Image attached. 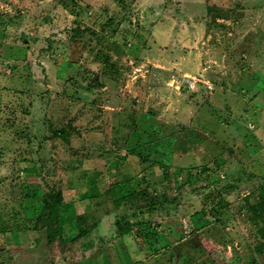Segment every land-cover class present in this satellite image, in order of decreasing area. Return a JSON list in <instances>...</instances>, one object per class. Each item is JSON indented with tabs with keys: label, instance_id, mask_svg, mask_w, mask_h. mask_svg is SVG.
<instances>
[{
	"label": "rangeland",
	"instance_id": "374dc122",
	"mask_svg": "<svg viewBox=\"0 0 264 264\" xmlns=\"http://www.w3.org/2000/svg\"><path fill=\"white\" fill-rule=\"evenodd\" d=\"M63 126L66 143L50 138ZM95 169L105 202L79 197ZM260 185L264 0H0V219L17 224L0 264H215L202 239L264 264ZM36 187L63 197L68 237L50 245L24 199ZM138 190L158 237L145 258L116 226L137 220ZM80 215L92 232L72 242Z\"/></svg>",
	"mask_w": 264,
	"mask_h": 264
},
{
	"label": "trees",
	"instance_id": "16d2710c",
	"mask_svg": "<svg viewBox=\"0 0 264 264\" xmlns=\"http://www.w3.org/2000/svg\"><path fill=\"white\" fill-rule=\"evenodd\" d=\"M95 36H98V39H100L102 37V34L100 33L99 35L96 33H92ZM102 40V39H101ZM104 42V39L100 42L101 44ZM101 48V47H100ZM95 58L102 64V66H107L110 63L109 59H105L103 54L100 55L98 53L95 54ZM28 113V112H27ZM67 127H62L59 130H54L52 132V137L53 139L56 138H60L63 142H67V138L70 136V131L68 133V131L65 129ZM70 128V127H69ZM48 139V138H47ZM144 162V161H142ZM116 168V167H115ZM26 175L30 178V180H35L37 179V172H36V168L35 166H31V167H27L24 169ZM92 171H88V170H84L82 171L81 175V179H88V181H86V183L83 185L84 187L81 188V190L79 191V197L80 199H86V198H90L91 200H96V201H107L109 200V195L106 194L107 191H103V185L104 181H99L100 176H102L101 172L97 169H95L92 173ZM180 172V171H179ZM205 172V169H202L201 172L202 173ZM182 174V172H181ZM189 174V173H188ZM200 175H197L196 178H198ZM141 182L140 184L145 183V180L147 176H140ZM237 180V179H236ZM95 187H100L101 190V194H99L98 196L94 197V196H89V192L91 189L95 188ZM38 187H36L34 189V191H29L27 193H25L24 195V199L26 200V202L28 203H33V205L36 204V201L39 202L38 207L34 208V211L37 213V211L40 210V214L37 213L36 216V224L39 223L41 227H39V229L41 230L44 229L47 232V236H48V244H52L53 242H55L57 239L59 240H63L66 237H68L65 234V230L64 228L61 227L62 224V201H63V197L60 191L54 192L51 191L47 194H44L43 196H35L37 195L35 193V191L37 190ZM254 195H252V199H256V201L258 200L261 204H263L264 206V185H260L259 187H257L255 189V191L252 193ZM108 195V196H107ZM144 195H146V190H138L135 193L133 192V195H131L130 197L127 198V200L131 203L134 202H138L139 204H135V206L137 207V209H140L141 206H143L145 204V199ZM142 198V199H141ZM32 200V201H31ZM124 200V199H121ZM142 201V202H141ZM121 201H115L114 202V206L115 207H119L121 206L120 204ZM213 209V208H212ZM72 213H74L73 208L70 207L69 209ZM214 210V209H213ZM139 214L137 220L135 222H130L128 224H126V226L124 224H119L117 223L116 226L120 232L121 236H126V235H130L132 234L135 237V240L138 242V251H140L142 253V256L145 258V256L151 255V250L152 247L155 246L154 244H152L150 241H152V238L154 239H158L156 232L155 231H147L148 230V223H149V217L150 214L147 213V210H144V208L140 209V212L137 213ZM134 216H136V213H134ZM83 215L77 216L75 219H73L72 221V227L71 230L75 229V230H79V235L74 236L71 241H77V240H81L82 237H86L87 235H89L92 231V228L89 227V230H85L82 227V223H83ZM7 219H4L1 221L0 219V234H7L8 232H10L12 229L16 228L17 224H10L8 226L7 225H3L4 221ZM10 220V219H9ZM12 222H14L13 220H11ZM10 221V222H11ZM11 222V223H12ZM70 224V223H69ZM6 227V229H4V227ZM70 226V225H69ZM10 227V228H9ZM18 229V228H17ZM36 230V229H35ZM38 231V230H36ZM41 232V231H39ZM203 247L205 249V251L207 252V254L209 255V257L212 259V261L215 264H244L240 259L237 258L236 261H230L225 255V251L221 248V246L211 240H206V239H202L201 240ZM260 251V250H259ZM258 252V251H255ZM258 254H261V252H258ZM143 261V260H142Z\"/></svg>",
	"mask_w": 264,
	"mask_h": 264
},
{
	"label": "crops",
	"instance_id": "0c3cea01",
	"mask_svg": "<svg viewBox=\"0 0 264 264\" xmlns=\"http://www.w3.org/2000/svg\"><path fill=\"white\" fill-rule=\"evenodd\" d=\"M223 160H224V162L221 164L222 165V167H221V169H215L216 171H217V173L218 174H220V175H223V176H225V174H227V175H232L233 176V173L231 172V170H232V168H234V163H236V164H238V165H240V167H242L243 166V164L238 160V159H235V158H228V157H225V158H223ZM218 165V164H217ZM97 170H99L100 171V169H97ZM101 172V174H102V176H104V170H101L100 171ZM109 173V172H108ZM223 173V174H222ZM235 175V174H234ZM238 186V185H237ZM239 189L241 188V186H240V184H239Z\"/></svg>",
	"mask_w": 264,
	"mask_h": 264
}]
</instances>
